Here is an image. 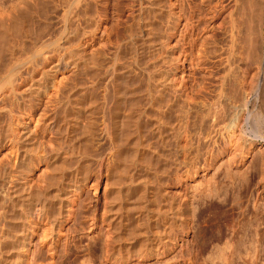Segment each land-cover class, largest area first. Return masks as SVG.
Listing matches in <instances>:
<instances>
[{"label": "rangeland", "instance_id": "rangeland-1", "mask_svg": "<svg viewBox=\"0 0 264 264\" xmlns=\"http://www.w3.org/2000/svg\"><path fill=\"white\" fill-rule=\"evenodd\" d=\"M45 1L0 0V23L32 15L33 27L42 26L50 43L48 62L18 83L19 99L10 95L8 83L0 90V166L16 150L24 157L14 188L17 209L27 193L33 199L45 195L49 202L58 193L63 197L51 222L38 227L35 264H264L248 260L244 248L239 258L233 244L235 228L246 219L264 226V146L245 156L232 153L241 142L230 137L229 117L208 129L189 155L175 146L163 151L153 135L137 146L135 135L123 137L121 128L118 134L121 120L107 118L115 139L105 137L102 127L103 89L114 73L121 88L139 83L136 77L141 84L169 77L181 99L207 105L223 102L220 89L232 84L252 99L264 79V63L248 59L242 43L246 0H90L88 6L87 0H52L39 18L36 8ZM88 87L95 92L85 100ZM259 100L264 108V91ZM84 127L93 139L80 161ZM80 162L88 174L76 188L70 173ZM52 227V241L39 244ZM27 258L21 257L24 264Z\"/></svg>", "mask_w": 264, "mask_h": 264}, {"label": "bare ground", "instance_id": "bare-ground-1", "mask_svg": "<svg viewBox=\"0 0 264 264\" xmlns=\"http://www.w3.org/2000/svg\"><path fill=\"white\" fill-rule=\"evenodd\" d=\"M89 2L90 0H87V6ZM106 2L107 1H105V4ZM245 2L248 7V12L247 15L244 16L245 18L247 17L246 23L244 22V24H246V31L244 33L246 34L243 36L242 43L245 48L246 56L254 62L264 63V0H246ZM52 4V0L40 3L39 7L36 8V16L39 18L41 16H46V10L52 6ZM31 20H33L32 15L23 19L15 18L8 24L0 23V90L3 85L8 83V87L12 93L10 95L14 96L16 100L19 99L16 93V87L25 77V74L42 67L49 60L47 50L45 49L50 43L43 39L44 29L42 26H39L38 30L35 29ZM113 72L115 71L113 70ZM114 77L115 73L111 77L112 80L109 79L110 84L105 85L103 89L105 92H103L105 95V112H102H104L105 126L102 127H104L103 131L105 137L111 140L113 137L115 139L117 132L118 134H122L123 132V137L130 139L132 138L131 136L135 135V138H137V146H141L144 137L153 135L156 137L158 144L160 143L162 149L165 148L167 151H170V148L175 146L181 154L185 152V154L187 153L189 155L193 153L194 149L200 147V142L207 136L208 129L212 128L218 120L223 122L225 118L229 117L228 123L225 125L230 130V137L237 138V140L241 142V148L239 149L236 147L232 153L237 154L236 152L238 151L245 156L250 149L255 147L262 148L264 146V108L258 104V100L264 91V79L257 85L256 92L252 98L253 100L248 96L245 88L232 84L228 91L223 88L220 89L219 94L224 98L223 102L219 100L218 102L214 101L207 105L202 102H194L190 96L181 99L174 87L169 83V77L160 76L159 79L156 78L154 79L155 81L152 80L154 82L146 84H141V80L136 77L139 83L124 85L122 88L120 84H118L120 87L118 88V85L114 83ZM158 80H160V83ZM41 88L40 86L36 87V89ZM91 88L93 87L91 86ZM91 91H89V87L84 90L82 96L84 95L83 98H85V100L87 94ZM76 93L79 92L77 91ZM10 95L7 94L5 97H9ZM66 98L67 102L61 103V106L64 104V112L67 110V104L70 103L68 94ZM3 100L4 99H1L0 103H2ZM85 100L82 99L80 104L84 103ZM143 100L145 101L144 103ZM80 104L79 106H83V104ZM114 104L117 106L115 107L117 108L116 110H114ZM111 106H113V108ZM57 108L58 106L55 112ZM116 115L120 116L121 119H117ZM107 118H109L110 121L115 120L114 122L116 123L121 120L120 122H122V124L119 122L121 127H119L118 130L121 128L123 131L112 132L110 127L113 126L109 125ZM143 118L146 120L145 122L142 121ZM244 124L247 125L249 132L247 130V132L243 131ZM53 127L54 123L52 124V128ZM84 128V131L81 129L83 132L81 136L84 138L85 151L83 150L84 152L82 153L84 154L83 157L79 159L80 161L88 157L86 150L93 139V136L89 133V127ZM115 128H113V131L117 130V128ZM1 131L0 147L3 146ZM243 134L248 135V137L244 138ZM19 137L21 139V136ZM183 140H185L186 145H181ZM147 145L146 143V146ZM149 145L151 144L149 143ZM152 147L150 146V148ZM165 149L163 151H165ZM95 151L96 150H94V152ZM163 151L162 154H165ZM165 156L166 155H164L163 159L169 160V156ZM23 160L24 157L16 150L13 153L12 160L6 166H0V264H24L23 260H21V257L24 255L28 256L27 259L29 264H35L36 250L34 239L36 237L35 235L38 234V227L41 226L42 223H50V219H52L53 216L52 213L56 211V207L58 209L62 207L63 197L61 193L55 196L56 201L52 200L50 202L45 195L40 194L36 199H33L30 194L27 193L21 198L20 206L17 209L15 200L18 194L14 188L20 179L18 176L21 174L19 173L18 175L17 173L19 172V168H22L20 166ZM180 161L179 158H176L175 164L177 162V165H179ZM82 165V162L75 164V168L73 167L74 169L70 173L73 177L72 180H76V188L79 187L78 182H80L81 177L85 175L87 170H85L83 167L84 165ZM87 174L88 173H86V175ZM24 178L25 184L30 182L28 179L30 178L29 175H26ZM70 179L69 176V180ZM260 201L261 198L259 203L262 204ZM262 201L264 204V200ZM261 207L263 208L262 205ZM257 213H255V215ZM243 217L240 219L242 220ZM25 220L28 225L24 224ZM246 220V223L243 222L244 224L236 228L234 227V233L237 235L234 241L235 243H233L235 244L236 251H238L236 254L238 255L242 251L244 254V248L247 255L250 257L248 260H252L254 257L252 262L255 261V258L263 259L262 261L264 262V226L262 229H259L260 220L258 219L254 220L250 218ZM224 224L226 223L224 222ZM56 226H58L57 231L60 232L62 222H59ZM234 228L232 229L234 230ZM54 230L56 229L52 227L48 232L43 231L39 244L49 239ZM224 232V229L220 230L221 235H223ZM50 240L52 241V237ZM243 254L241 255L243 256ZM13 255L17 257L15 262L11 261ZM256 262L257 259L255 263ZM250 263L251 261L249 264Z\"/></svg>", "mask_w": 264, "mask_h": 264}]
</instances>
